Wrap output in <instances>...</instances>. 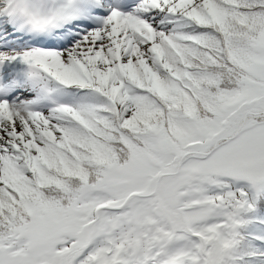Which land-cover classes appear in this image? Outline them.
<instances>
[{
    "label": "snow or ice",
    "instance_id": "snow-or-ice-1",
    "mask_svg": "<svg viewBox=\"0 0 264 264\" xmlns=\"http://www.w3.org/2000/svg\"><path fill=\"white\" fill-rule=\"evenodd\" d=\"M0 264H264V0H0Z\"/></svg>",
    "mask_w": 264,
    "mask_h": 264
}]
</instances>
